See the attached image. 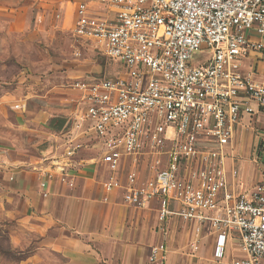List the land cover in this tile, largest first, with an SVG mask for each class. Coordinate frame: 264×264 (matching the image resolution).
I'll list each match as a JSON object with an SVG mask.
<instances>
[{
    "label": "built area",
    "instance_id": "obj_1",
    "mask_svg": "<svg viewBox=\"0 0 264 264\" xmlns=\"http://www.w3.org/2000/svg\"><path fill=\"white\" fill-rule=\"evenodd\" d=\"M250 31L264 34V0H76L71 37L121 71L71 83L69 130L35 170L40 195L51 182L74 188L88 152L106 172L102 203L119 195L137 210L156 204L163 238L148 264H167L173 220L189 232V256L213 234L214 260L231 239L243 255L231 264H264V183L241 191L235 164L237 127L264 108V77L241 71L261 48ZM200 50L209 57L193 65Z\"/></svg>",
    "mask_w": 264,
    "mask_h": 264
},
{
    "label": "crops",
    "instance_id": "obj_2",
    "mask_svg": "<svg viewBox=\"0 0 264 264\" xmlns=\"http://www.w3.org/2000/svg\"><path fill=\"white\" fill-rule=\"evenodd\" d=\"M65 4L72 6L65 8ZM74 4L73 0H0V222L6 224L9 231L11 248L25 254L24 264H148L150 246L163 238L156 229V204L137 210L123 205L119 195L102 203L100 183L106 172L88 152L81 154L82 167L75 187L69 189L51 182L47 187L48 195L43 198L37 189L35 170L47 164L42 162L43 159L55 154L60 137L43 125H36L34 144L28 146L22 139L27 127L22 118L15 116L17 123L12 125L3 117L9 109L13 110L16 102H19L17 111L25 110L20 103L27 100V97H19L16 92L2 87L13 84L2 70L10 50L7 40L39 30L48 19L55 22L57 10L60 15L61 10L68 12L71 9L73 12ZM54 7L55 11L50 15ZM248 38L261 48L249 53L242 62L241 71L258 82L264 77V34L250 31ZM24 74L21 72L15 78L18 90L25 82ZM252 126L262 133L253 140L255 165L243 161L236 165L238 188L245 192L264 183V108L251 116H243L236 129V152L242 147L243 138L248 140L250 134L246 131ZM12 131H23L20 139L12 137ZM240 160L238 158V162ZM169 228L167 243L173 237ZM185 232L189 235L188 231ZM213 245V234H206L200 249L207 250L203 257H208L210 264H217L212 255ZM167 247V264H176L172 260V250ZM242 257L235 240L228 239L224 257L219 261L231 264Z\"/></svg>",
    "mask_w": 264,
    "mask_h": 264
},
{
    "label": "rangeland",
    "instance_id": "obj_3",
    "mask_svg": "<svg viewBox=\"0 0 264 264\" xmlns=\"http://www.w3.org/2000/svg\"><path fill=\"white\" fill-rule=\"evenodd\" d=\"M76 3V0H73ZM65 8L72 5H64ZM63 7V9H65ZM55 11V7L50 15ZM60 20L55 22L48 19L45 26L39 30H31L25 36L12 37L7 40L10 48L8 60L2 69L9 75V83L2 87L6 91L16 92L19 97H27L20 104L24 109L17 111L8 110L4 119H8L9 124H16V117L22 118L27 127L24 131L25 139L28 146L33 145L35 141V126L43 125L50 132L57 134L60 140L56 144H61V139L69 130V120L71 111L74 108V99L77 97L76 92L72 89L71 83L75 79H86L87 77H115L121 71L117 62L105 59L92 43H83L71 37L69 30L74 20V11L68 12L61 10ZM58 10L56 11V13ZM54 13V14H56ZM66 13V14H64ZM33 17L31 23H33ZM33 26V25H32ZM80 52V56L75 54ZM209 57L206 50H200L193 55L192 64L197 65ZM21 72L25 78L18 90L16 86V77ZM18 98V97H17ZM19 104V102H16ZM13 104V102H12ZM2 117V115H0ZM12 131L11 136L20 139L21 132ZM249 133L248 140L243 138L241 148L236 152L235 164L247 163L254 164L255 154H253L254 138L261 136L258 128L249 127L246 131ZM1 134H4L1 132ZM259 147H256L258 149ZM29 149V147H28ZM239 158V162H238ZM238 168V167H237ZM173 220L170 226L173 237L167 245L172 250V259L176 264H210L206 256L207 250L200 249L197 256L187 254L186 228L184 224ZM9 240V231L6 224L0 222V264H24L25 254L15 251L11 248ZM217 264H225L218 261Z\"/></svg>",
    "mask_w": 264,
    "mask_h": 264
}]
</instances>
